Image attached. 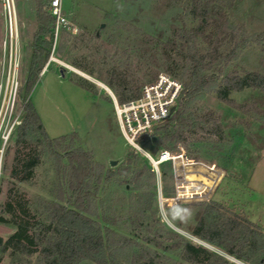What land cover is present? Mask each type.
<instances>
[{"label":"rangeland","instance_id":"rangeland-1","mask_svg":"<svg viewBox=\"0 0 264 264\" xmlns=\"http://www.w3.org/2000/svg\"><path fill=\"white\" fill-rule=\"evenodd\" d=\"M191 2L61 0L67 25L60 28L58 36L54 31L50 64L24 102L25 94L20 90L29 75L39 25L32 0H9V5L8 0H0V218L10 220L6 206L11 202L16 207L21 201L27 204L30 221L42 224L45 220L41 204L54 200L55 164L42 153L31 181L21 182L13 176L18 169L16 157L29 153L16 145V134L24 105L31 99L51 139L76 134V147L91 152L105 174L130 169L134 177L139 175L138 189L134 185L127 186V177L120 173L104 181L98 199L100 215L116 221V226L110 227L120 236L137 241L139 250L149 251L154 264H189L178 253L145 240L148 236L154 238L157 231L164 245L173 240L169 232L174 231L232 264H251L177 228L169 216L177 205H214L224 214L247 224L250 222L264 235V120L251 111L254 105L264 111V94L253 89L229 94L236 104H248L249 109L252 108L248 114L220 102L215 94L197 104L196 114L211 117L217 125H211V132L186 134L178 151L173 152L184 156V161L177 166L173 179H164L163 165L155 172L147 155L158 161L162 150L152 156L143 147V152L138 151L127 142L107 90H111L108 82L113 68H117L134 89L154 83L162 74L174 77L171 69L178 75L182 72L185 57L170 51L171 59L167 60L159 33L169 29L174 20L179 25L185 21L187 29L197 26L198 22L186 16ZM9 6L13 41L16 39L18 44L17 72L13 79H10ZM47 11L50 13V8ZM228 15L232 25L241 27L249 35L264 34V0H237ZM231 70L242 75L243 70L264 75V45H255L243 52L231 65ZM77 80L92 84L94 94L78 86ZM115 97L118 100L119 97ZM133 152L137 155L130 163L128 156ZM187 177L199 184L192 185L185 180ZM164 189L174 190V197L165 198ZM177 193L180 199L174 200ZM190 209L184 229L197 224L195 217L199 208ZM155 224L154 232L149 234L144 226ZM15 232V227L0 222V237L7 240ZM9 263L6 256L0 264ZM81 264L95 263L84 261Z\"/></svg>","mask_w":264,"mask_h":264},{"label":"trees","instance_id":"trees-1","mask_svg":"<svg viewBox=\"0 0 264 264\" xmlns=\"http://www.w3.org/2000/svg\"><path fill=\"white\" fill-rule=\"evenodd\" d=\"M51 2L32 0L39 30L35 36L29 75L20 90V93L25 94L24 102L50 59L56 28L55 17L47 11ZM236 2L192 0L186 16L198 22L197 26L187 29L185 21L179 25L174 20L169 29L159 33L167 60L171 59V52H179L185 57V66L179 75L175 69H171L174 77L183 82L185 93L171 119L141 139L142 147L152 156L161 150L178 151V145L184 142L186 134L211 132V125H217V121L211 117H200L195 112V106L206 97L215 94L220 102L248 114L252 108L249 109L248 104H236L229 94L246 89L264 94L263 74L243 70L242 75L236 70L229 71L243 52L255 45H264V34L249 35L241 27L231 24L228 13L236 6ZM75 82L94 94L92 84L86 80ZM108 86L119 97L120 103L137 99L141 94V89L131 87L117 68L111 70ZM251 111L260 114L264 120V111L261 112L257 105ZM76 140V134L51 139L31 99L25 103L21 124L17 127L16 145L26 148L29 153L24 157H16L18 169L13 176L21 182L31 181L43 154V157L54 162L56 168L54 200L42 202L41 212L45 220L42 224L30 221L31 213L27 204L19 201L16 207L11 202L6 206L11 218H0V222L12 225L16 232L7 240L0 237V263L7 256L9 264H81L84 261L95 264H154L149 251L139 250L137 241L120 236L110 227L116 226V221L112 222L107 215H100L98 199L104 181L120 173L127 177V186L134 185L138 189L139 175L134 177L130 169L108 171L105 174L104 169L95 163L91 152L76 147ZM136 155L133 152L128 156L130 163ZM183 161L182 156L178 157L176 166ZM161 165L163 178L173 179V163ZM185 180L192 185L199 184L188 177ZM163 196L174 197V190L164 189ZM191 207L199 208L195 217L197 224L184 229ZM169 219L177 228L238 260L264 264V235L250 222L247 224L237 217L220 212L214 205L203 203L177 205ZM137 226L143 227L140 224ZM144 227L151 234L156 224ZM169 234L173 240L167 245L162 242L158 231L154 238L148 236L145 240L168 252L178 253L189 264H232L206 248L195 246L178 232L170 231Z\"/></svg>","mask_w":264,"mask_h":264},{"label":"built area","instance_id":"built-area-1","mask_svg":"<svg viewBox=\"0 0 264 264\" xmlns=\"http://www.w3.org/2000/svg\"><path fill=\"white\" fill-rule=\"evenodd\" d=\"M9 10L11 27V77L13 57V73L15 76V73L17 72L18 44L16 39L15 42L13 41L10 6ZM50 13L56 19L55 30L56 36H58L60 28L64 25H67V22L62 15L61 0H52L50 5ZM107 90L114 101L115 113L123 137L132 147L142 152L143 148L142 145H140L141 139L145 135L152 133V131L156 127L167 123L171 119L172 114L177 109L179 102L185 93L184 84L174 77L166 74L160 75L154 83L145 85L141 89L139 98L127 101L125 103H120L115 97L114 93L108 88ZM147 155L154 165L155 172L159 171V166L161 164L172 162L174 167V174L177 170V158L182 156L175 155V153L173 152L163 150L161 151L158 161H154V159H152L149 154ZM182 157L184 158V156ZM179 199V194L177 193V198L174 200Z\"/></svg>","mask_w":264,"mask_h":264},{"label":"bare ground","instance_id":"bare-ground-1","mask_svg":"<svg viewBox=\"0 0 264 264\" xmlns=\"http://www.w3.org/2000/svg\"><path fill=\"white\" fill-rule=\"evenodd\" d=\"M11 20H12V16H11ZM12 27H13V23H12ZM15 53V52H14ZM13 67H14V57H13V62H12V72H11V77L10 79H13L14 78V73H13ZM105 87V86H104ZM106 88V87H105Z\"/></svg>","mask_w":264,"mask_h":264},{"label":"water","instance_id":"water-1","mask_svg":"<svg viewBox=\"0 0 264 264\" xmlns=\"http://www.w3.org/2000/svg\"><path fill=\"white\" fill-rule=\"evenodd\" d=\"M48 66V65H47ZM47 68V67H46ZM46 68L43 70L42 74L44 73V71L46 70ZM41 77V76H40Z\"/></svg>","mask_w":264,"mask_h":264}]
</instances>
